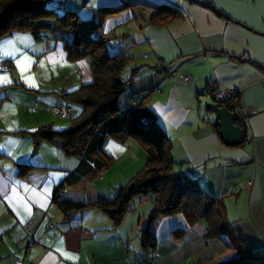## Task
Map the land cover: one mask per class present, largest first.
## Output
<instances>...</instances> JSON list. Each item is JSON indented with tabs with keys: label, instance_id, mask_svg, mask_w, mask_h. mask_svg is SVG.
Instances as JSON below:
<instances>
[{
	"label": "crops",
	"instance_id": "1",
	"mask_svg": "<svg viewBox=\"0 0 264 264\" xmlns=\"http://www.w3.org/2000/svg\"><path fill=\"white\" fill-rule=\"evenodd\" d=\"M58 1L82 18L101 21L109 52L131 57L124 79L130 68H138L119 108H132V94L149 91L146 104L173 139V161L185 165L178 172L190 170L209 193L233 201L236 211L228 218L233 229L248 244L264 249V0ZM206 1L214 9L202 4ZM121 4V10L101 16V9ZM161 4L174 6L179 17L154 26L149 17ZM244 52L249 61L239 59ZM160 62L173 74L162 72ZM92 80L90 59L70 58L63 43L49 35L39 38L18 30L0 39V264H138L147 252L140 229L153 208V196L131 200L118 226L97 207L65 218L53 200L55 188L66 182L79 159L67 156L58 143H35L32 136L42 125L60 129L56 109L63 104L76 115L80 109L63 94ZM210 85L236 90L230 100L245 126L241 145L223 143L202 109L197 95ZM132 144L131 139H109L105 149L113 157L119 146L124 153ZM20 165L41 168L19 170ZM107 181L104 173L101 181L83 179L65 187L62 197L82 202L113 198L115 186ZM178 228L185 230L180 239L172 234ZM207 230L204 220L190 226L182 214L155 218L150 231L158 264L233 257L227 244L203 238Z\"/></svg>",
	"mask_w": 264,
	"mask_h": 264
},
{
	"label": "trees",
	"instance_id": "2",
	"mask_svg": "<svg viewBox=\"0 0 264 264\" xmlns=\"http://www.w3.org/2000/svg\"><path fill=\"white\" fill-rule=\"evenodd\" d=\"M49 3L48 0H0V39L18 30L29 31L39 38L49 35L63 43L70 58L90 59L92 82L63 94L69 104L80 108L79 113L69 116L70 122L65 128L54 129L48 124L32 132L35 143L41 140L58 143L67 156L79 159L66 182L55 188L53 200L65 218L87 207H97L114 226H118L127 214L131 200L151 195L153 208L140 229L141 247L147 252L140 255L138 264L152 261L153 257L158 263L156 240L150 231L152 221L159 216L177 214H182L190 226L204 220L208 230L203 238L219 239L234 251V256L224 261L215 262L212 257H204L195 264H264V249L248 244L233 229L226 215L224 200L209 193L191 174L175 170L171 140L146 104L149 91L133 93L132 108H119V99L138 70L137 67L130 68L129 77L124 79L131 57L124 51L109 52L108 42L101 33L100 20L82 18L73 10L61 11L60 1L53 5ZM202 4L214 9L209 1ZM123 7L121 4L101 9V16L115 13ZM178 17L179 12L174 6L161 4L150 15L149 23L163 26ZM159 67L166 74L165 64L160 62ZM222 104L234 113L235 106L230 99ZM236 124L246 133L241 120L236 118ZM215 130L218 131L217 127ZM109 139L120 143L131 139L139 144L146 153L143 166L118 186L113 198L98 197L82 202L62 197L65 187L77 185L83 179L95 181L99 173L112 163V157L105 149ZM19 168L41 167L20 165ZM172 234L180 239L185 230L174 229Z\"/></svg>",
	"mask_w": 264,
	"mask_h": 264
},
{
	"label": "rangeland",
	"instance_id": "3",
	"mask_svg": "<svg viewBox=\"0 0 264 264\" xmlns=\"http://www.w3.org/2000/svg\"><path fill=\"white\" fill-rule=\"evenodd\" d=\"M48 2H50L51 5H53L54 0H48ZM60 10L63 11L65 9H60ZM207 102H209L207 99H203L201 101L202 109H205ZM73 107L80 109L77 105H73ZM79 111L80 110H78V112L76 114H78ZM74 115H75V113H74ZM59 121L61 122L60 125L58 126V128H60V129L67 127L69 125V122H70L69 118H66V119L59 118ZM171 144H172V142H171ZM122 149H124V147L119 146L118 150L117 149L114 150L117 153V156L112 157V163L103 171L106 182L108 183L107 180L108 179L110 180V184H112V186H115L114 191L116 190V193H117L118 186H120L121 184H124L130 178V176L133 173H135V171H136L135 169L137 168V166H140L139 164H143L142 157H143V155L146 154L144 149L139 144H137L135 141H134V144H132L131 148L128 151H126L124 153L119 152V150L121 151ZM183 167H185V165H182V167H179L178 163H174V168L176 171H181V169H184ZM107 171H110L108 173L109 178H107ZM100 181H101V179H100ZM93 185H94V183H93ZM111 190H113V189H111ZM224 202H225V207H226L227 218H229V219L233 218L232 214H234L236 211L235 207H233L234 206L233 201L224 199Z\"/></svg>",
	"mask_w": 264,
	"mask_h": 264
},
{
	"label": "water",
	"instance_id": "4",
	"mask_svg": "<svg viewBox=\"0 0 264 264\" xmlns=\"http://www.w3.org/2000/svg\"><path fill=\"white\" fill-rule=\"evenodd\" d=\"M205 112L212 125L217 127V134L226 145H241L245 139V132L236 124L235 113L228 110L221 102L211 100L206 103ZM28 242V241H27Z\"/></svg>",
	"mask_w": 264,
	"mask_h": 264
},
{
	"label": "built area",
	"instance_id": "5",
	"mask_svg": "<svg viewBox=\"0 0 264 264\" xmlns=\"http://www.w3.org/2000/svg\"><path fill=\"white\" fill-rule=\"evenodd\" d=\"M239 59L244 60V61H249L248 54L246 52L242 53ZM171 74H173V72H168V71L166 72V75H171ZM177 76L184 82H187L189 80V76L187 75L177 74ZM262 85L264 87V78L262 79ZM235 93H236L235 89L219 88L215 85H210L203 92L199 93L197 97L199 100L210 98L217 102H224V101L231 99L235 95ZM56 112L60 118H67L72 114V107L68 104H63L57 107ZM190 172L191 171H187L188 174H191ZM101 178H102V172L99 173L95 181L100 180ZM48 226L50 227L51 224L49 223ZM27 241L28 243H30L32 241V238L31 237L28 238ZM155 260L156 258L153 257L152 261H147L142 264H158L155 262Z\"/></svg>",
	"mask_w": 264,
	"mask_h": 264
}]
</instances>
